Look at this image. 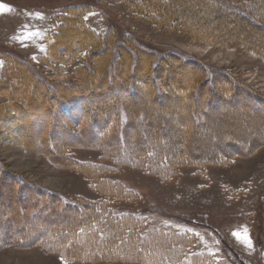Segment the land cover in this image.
I'll list each match as a JSON object with an SVG mask.
<instances>
[{"label": "trees", "instance_id": "16d2710c", "mask_svg": "<svg viewBox=\"0 0 264 264\" xmlns=\"http://www.w3.org/2000/svg\"><path fill=\"white\" fill-rule=\"evenodd\" d=\"M205 1L216 5L213 12L234 14L264 33V17L253 15L261 5L260 0ZM125 3L154 29L199 36L197 27L186 20L190 17L185 10L186 0H125ZM173 3H180L178 13L172 9ZM84 11L79 5L63 8L45 40V53L38 57L45 66L52 70L62 68V72L65 66L79 60L72 69L73 79L49 80L28 56H4L0 76V135L15 141L29 154L41 153L59 167L85 176L106 197H119L118 186L106 174L121 166L169 183L182 169L199 171L209 165H225L264 143V136L237 141L232 135L222 141L228 150L202 157L192 151L194 125L191 120L186 122L185 111L184 115L177 112L179 120L183 119L179 123L187 118L177 139L140 147L141 133L133 130L128 140L126 130L133 128L131 114L133 117L139 114L144 100H149L151 106L166 104V99L182 93L190 101H204L218 110L248 108L253 116H259L264 112V94L252 91L222 69L201 66L185 55H169L178 63L166 55L159 56L131 36L118 37L113 25L104 32L95 31L84 22ZM241 46L264 58V49ZM184 70L188 72L185 79H176L175 83L174 76H180ZM187 105V112L196 110L195 105ZM167 112L176 113V109L169 108ZM162 126L165 127L157 124L153 129L159 132ZM143 133L153 137L152 132ZM34 134L39 136L38 144L48 143L49 147H32ZM129 141L134 150L128 149ZM173 147L178 150L177 156L170 154ZM79 148L97 152L96 161L76 160L72 150ZM120 150L127 153L126 157ZM57 216L59 222L46 228V235H39L45 228L41 221L51 224ZM25 222L30 223L27 232L22 231ZM145 226L137 216L109 212L103 202L65 198L0 165V248L40 245L52 252L131 258L141 264H154L155 260L158 264H194L192 260L201 263L194 259L200 256L198 253H186L187 248L183 249L187 243L183 233L150 230Z\"/></svg>", "mask_w": 264, "mask_h": 264}, {"label": "rangeland", "instance_id": "374dc122", "mask_svg": "<svg viewBox=\"0 0 264 264\" xmlns=\"http://www.w3.org/2000/svg\"><path fill=\"white\" fill-rule=\"evenodd\" d=\"M186 2L185 10L190 15L186 20L197 27L198 37L154 29L142 16L127 8L125 0H0V76L4 56L17 54L28 56L49 80L73 79L72 69L79 60L65 66V72H62V68L52 70L45 66L38 57L46 51L45 40L58 22L61 10L79 5L85 9L84 22L95 31L104 32L113 25L117 28L118 37L131 36L159 56L166 55L164 57L178 63L169 55H185L201 66L222 69L252 91L264 94V58L241 46L263 50L264 33L234 14L213 12L216 5L212 2ZM260 2L257 12L251 14L264 17V0ZM178 5L180 3L172 5L177 13L181 8ZM187 74L184 70L180 76H174V82L185 79ZM180 94L174 99H166V104L151 106L149 100H144L139 114L133 117L130 113L133 128L126 130L127 139L130 140L133 130L141 133L143 144L140 147L177 139L188 118L186 122L191 120L194 125L192 151L206 157L228 150L222 141L229 136L233 135L237 141L264 136V112L253 116L248 108L218 110L204 101H190ZM187 104L195 105L196 110L187 112ZM169 108H175L176 113L167 112ZM184 111L187 118L179 123L183 119L179 120L178 113L181 115ZM157 124L165 127L157 132L153 129ZM146 130L152 135L156 131L155 136L148 138L147 133H143ZM38 137L34 134L31 138L32 147H49L48 143L38 144ZM127 146L134 150L130 141ZM178 146L180 148V144ZM124 152L121 155L126 157ZM170 154L177 156L178 150L173 147ZM72 155L83 162H95L98 157L97 152L83 148L73 149ZM0 165L22 179L65 198L103 202L109 212L137 216L144 221L146 229L181 232L187 242L183 249L187 248L186 253H198L200 256L194 257L201 261L198 264H264V143L246 155L234 157L225 165H209L199 171L182 169L179 176L169 183H161L141 170L121 166L106 174V178L118 186L119 197H106L94 189L85 176L59 167L41 153L29 154L4 135H0ZM59 220L57 216L51 224L41 221L45 228L39 231V235H46L45 229ZM29 226L30 223L25 222L22 231L27 232ZM134 261L131 258L99 257L97 254L70 255L61 250L52 252L40 245L0 248V264H141ZM192 261L197 264L196 260ZM153 262L159 263L158 260Z\"/></svg>", "mask_w": 264, "mask_h": 264}, {"label": "bare ground", "instance_id": "6f19581e", "mask_svg": "<svg viewBox=\"0 0 264 264\" xmlns=\"http://www.w3.org/2000/svg\"><path fill=\"white\" fill-rule=\"evenodd\" d=\"M198 125V124H197Z\"/></svg>", "mask_w": 264, "mask_h": 264}]
</instances>
